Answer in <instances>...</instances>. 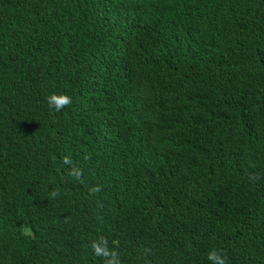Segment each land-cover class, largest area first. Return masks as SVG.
<instances>
[{"label": "trees", "instance_id": "obj_1", "mask_svg": "<svg viewBox=\"0 0 264 264\" xmlns=\"http://www.w3.org/2000/svg\"><path fill=\"white\" fill-rule=\"evenodd\" d=\"M101 237L264 264V0H0V264H105Z\"/></svg>", "mask_w": 264, "mask_h": 264}, {"label": "clouds", "instance_id": "obj_2", "mask_svg": "<svg viewBox=\"0 0 264 264\" xmlns=\"http://www.w3.org/2000/svg\"><path fill=\"white\" fill-rule=\"evenodd\" d=\"M47 103L50 108L56 112H60L72 104V97L67 94H51L47 98ZM67 163V158L65 159ZM80 173H76V178L79 179ZM250 180H258L259 176H251ZM100 189L96 187L92 189L93 192H98ZM92 248L96 255L105 258V264H121L119 254L115 250H109L107 247V241L103 237L100 238L99 242H93ZM208 260L211 264H227V258L219 251L212 250L208 253Z\"/></svg>", "mask_w": 264, "mask_h": 264}]
</instances>
